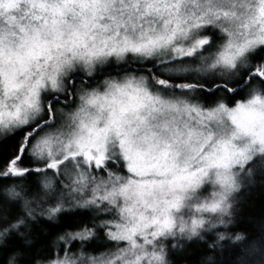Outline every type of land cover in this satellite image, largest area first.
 <instances>
[{"label":"snow or ice","instance_id":"1","mask_svg":"<svg viewBox=\"0 0 264 264\" xmlns=\"http://www.w3.org/2000/svg\"><path fill=\"white\" fill-rule=\"evenodd\" d=\"M264 0H0L3 264H264Z\"/></svg>","mask_w":264,"mask_h":264},{"label":"trees","instance_id":"2","mask_svg":"<svg viewBox=\"0 0 264 264\" xmlns=\"http://www.w3.org/2000/svg\"><path fill=\"white\" fill-rule=\"evenodd\" d=\"M244 212L239 217L234 231L243 233H254L262 222L261 206L264 205V189L256 188L247 198ZM205 253L202 249L193 248L189 251L188 257L180 261V264H200ZM6 256L0 253V264H3Z\"/></svg>","mask_w":264,"mask_h":264}]
</instances>
